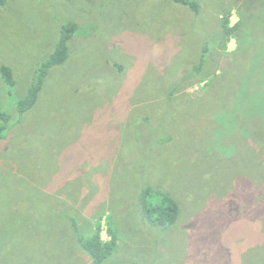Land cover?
I'll list each match as a JSON object with an SVG mask.
<instances>
[{
  "label": "rangeland",
  "instance_id": "1",
  "mask_svg": "<svg viewBox=\"0 0 264 264\" xmlns=\"http://www.w3.org/2000/svg\"><path fill=\"white\" fill-rule=\"evenodd\" d=\"M198 1L197 14L167 0H10L0 9V101L14 122L0 140V264H92L71 224L53 221L58 207L86 234L104 215L105 240L109 215L120 226L103 264H264V126L224 116L230 84L242 79L264 110V0ZM226 10L242 22L227 44ZM70 20L79 25L70 58L17 122L16 102ZM205 44L204 73L186 79ZM215 71L223 82L204 87ZM145 180L180 202L175 225L143 221Z\"/></svg>",
  "mask_w": 264,
  "mask_h": 264
},
{
  "label": "trees",
  "instance_id": "2",
  "mask_svg": "<svg viewBox=\"0 0 264 264\" xmlns=\"http://www.w3.org/2000/svg\"><path fill=\"white\" fill-rule=\"evenodd\" d=\"M9 1L10 0H0V9ZM167 1L188 6L196 14L199 13L200 10V3L198 0ZM231 17L232 10H226L225 13H223V17L221 19V26L226 44L231 41V39L238 38V32L242 26L241 21H239L237 24H232ZM78 31L79 25L75 21L70 20L62 25L60 29V38L53 53L48 57L42 59L41 62L37 64L36 70L33 74V78L26 93L16 102V111L18 114L17 122L23 116V114L34 108L38 103L41 92L45 85L46 79L51 72V69L53 67L63 65L68 61L71 55L70 43ZM210 49L211 48L209 47V44H205L203 46L198 63L192 67L191 72L186 74V79L194 80L201 77L209 60ZM253 61L251 62V65H253ZM1 73L5 83L13 89L17 84L13 69L9 65H3L1 67ZM220 78L221 74L215 71L213 77L209 79L204 87H208L210 85L215 86L216 83L223 82V80H221ZM232 84L233 82H231L230 84L231 94L232 92H236V96H231V110L229 113H226L224 111V116L229 117L230 113L232 112V115L240 114L238 115V120H240L241 118H243L244 120L257 119V122L264 126V110H259V98L257 97L256 99V93L252 91L256 88V86L250 87L248 88V90L245 89L243 86V79L239 85ZM179 91L180 86L171 90L169 94L170 98L172 99L174 95H176ZM244 96H246V98ZM245 100L246 108L244 110H249L250 113L248 112L243 114L241 110L243 108V102ZM12 117L13 115L3 107L2 102L0 101V140L6 137L11 126L14 124ZM143 183L144 184L139 190L137 203L138 211L143 221L147 222L150 226L162 227L165 229L175 225L181 216L182 208L180 202L172 195L171 192L153 186L151 184V181L145 180ZM64 209V207H58L56 210H54L53 221H64L68 224H71L73 230L72 233L74 235L73 238L76 240L78 247L81 248L90 257L92 264H103L107 260H109L115 254L119 246V232L121 229L120 226H117V224L112 221L109 215L107 218V233L110 238L105 240L102 235V223L104 215L100 216V218L95 223L94 228L89 231V234H86L82 232L80 228L78 215L75 213L67 212L66 209Z\"/></svg>",
  "mask_w": 264,
  "mask_h": 264
}]
</instances>
